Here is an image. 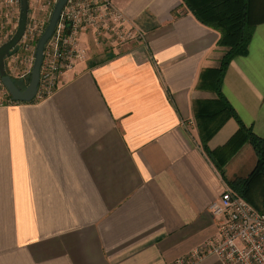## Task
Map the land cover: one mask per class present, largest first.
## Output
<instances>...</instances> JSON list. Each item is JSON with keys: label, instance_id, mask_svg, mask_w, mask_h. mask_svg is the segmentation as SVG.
Listing matches in <instances>:
<instances>
[{"label": "crops", "instance_id": "0c3cea01", "mask_svg": "<svg viewBox=\"0 0 264 264\" xmlns=\"http://www.w3.org/2000/svg\"><path fill=\"white\" fill-rule=\"evenodd\" d=\"M56 2L29 0L28 18ZM114 2L145 40L89 50L44 99L14 100L0 75V264H172L217 236L211 204L257 163L231 140L238 119L264 137V0L222 99L227 49L184 0Z\"/></svg>", "mask_w": 264, "mask_h": 264}, {"label": "built area", "instance_id": "2783aa9c", "mask_svg": "<svg viewBox=\"0 0 264 264\" xmlns=\"http://www.w3.org/2000/svg\"><path fill=\"white\" fill-rule=\"evenodd\" d=\"M0 10V30L14 28L19 20L21 0H6ZM49 20L36 12L28 20L19 44L31 54ZM10 27V28H9ZM92 32L97 43L110 47L145 40L142 30L130 22L114 0H67L56 28L44 48L37 99H44L59 87L65 72L87 58L89 50L82 36ZM218 233L172 264H197L215 255L224 264H264V211H260L233 189L225 190L210 206Z\"/></svg>", "mask_w": 264, "mask_h": 264}, {"label": "trees", "instance_id": "16d2710c", "mask_svg": "<svg viewBox=\"0 0 264 264\" xmlns=\"http://www.w3.org/2000/svg\"><path fill=\"white\" fill-rule=\"evenodd\" d=\"M184 1L202 23L221 34L219 45L227 49L221 59L219 69L216 70L215 89L222 99L221 82L227 66L235 56L247 53L256 26V23L251 21V0ZM238 121L239 130L231 141L237 140L238 147L245 142H250L257 152L258 160L247 177L237 178L230 183L231 188L260 211H264V137L255 135L241 119Z\"/></svg>", "mask_w": 264, "mask_h": 264}, {"label": "water", "instance_id": "95a60500", "mask_svg": "<svg viewBox=\"0 0 264 264\" xmlns=\"http://www.w3.org/2000/svg\"><path fill=\"white\" fill-rule=\"evenodd\" d=\"M67 0H57L55 7L51 13L48 24L45 31L39 37L36 48H35V60L31 72V80L28 86L23 89L21 88L13 78L7 73L5 58L10 52L20 43L22 37L25 34L28 16H29V0H21L20 15L18 20L17 28L13 36L6 40L0 46V75L3 85L6 87L12 98L16 101H32L35 99L38 85L40 81V70L43 62L44 48L53 34L57 22L60 18L62 10L66 4Z\"/></svg>", "mask_w": 264, "mask_h": 264}, {"label": "rangeland", "instance_id": "374dc122", "mask_svg": "<svg viewBox=\"0 0 264 264\" xmlns=\"http://www.w3.org/2000/svg\"><path fill=\"white\" fill-rule=\"evenodd\" d=\"M50 15L42 16V19L49 20ZM17 25H18V23L16 24V26L14 28L10 29L9 32H7L9 34L6 36L7 38L4 41L10 39L13 36V34L17 28ZM86 34L88 35L86 40L89 41V45L86 43V47L88 50H92V49L95 51H97L98 49L102 50L103 45L106 46L105 44L101 45V42L97 43L96 38L92 32H87ZM22 55H23L22 56L23 62L21 61L22 64L19 67L18 73L15 72L17 74L16 76H14L15 78L13 76H12V78L21 88L25 89L31 80V72H32V68L34 65L35 52L31 53L30 55L27 53H23ZM27 56H30L31 60H29V58L27 59ZM261 203H262V201H261Z\"/></svg>", "mask_w": 264, "mask_h": 264}]
</instances>
